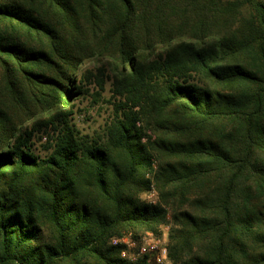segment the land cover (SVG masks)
<instances>
[{
	"label": "trees",
	"instance_id": "trees-1",
	"mask_svg": "<svg viewBox=\"0 0 264 264\" xmlns=\"http://www.w3.org/2000/svg\"><path fill=\"white\" fill-rule=\"evenodd\" d=\"M167 224L173 264H264V0H0V264H148L112 240Z\"/></svg>",
	"mask_w": 264,
	"mask_h": 264
},
{
	"label": "rangeland",
	"instance_id": "rangeland-1",
	"mask_svg": "<svg viewBox=\"0 0 264 264\" xmlns=\"http://www.w3.org/2000/svg\"><path fill=\"white\" fill-rule=\"evenodd\" d=\"M94 65V63H90L89 67L94 69ZM113 101L114 98L111 92V81H107L104 90H99L98 87L94 85L92 86V92L90 96L77 101L75 113L71 116L73 118L72 121L86 133H90L92 135H102L105 131L107 123H109L114 114L115 109L112 103ZM37 147L39 151H41L43 154L45 153L40 143H37ZM156 194V192L154 195L153 191H150L144 194V198L149 201L155 200L157 199ZM168 231L169 225L167 224L162 226L160 234L146 232L139 238H136L131 234H127L125 236L133 241H136L138 245L144 242L146 239L158 238L165 235L168 236ZM132 251H136V249H132ZM147 260L148 264H157L152 258H147Z\"/></svg>",
	"mask_w": 264,
	"mask_h": 264
},
{
	"label": "built area",
	"instance_id": "built-area-1",
	"mask_svg": "<svg viewBox=\"0 0 264 264\" xmlns=\"http://www.w3.org/2000/svg\"><path fill=\"white\" fill-rule=\"evenodd\" d=\"M150 191H153L154 195L156 192V196L158 199V192L154 184H152ZM157 199L150 201L156 202ZM112 243L125 244L126 247L122 251V256L128 258L130 261L135 262L140 258L147 257L152 258L157 264H173L169 259L167 235L158 238L146 239L144 242L138 245L136 241H133L126 236H123L121 238H113ZM132 249H136V251H132Z\"/></svg>",
	"mask_w": 264,
	"mask_h": 264
}]
</instances>
